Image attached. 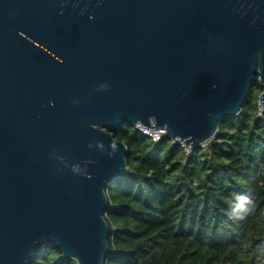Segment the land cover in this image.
I'll return each instance as SVG.
<instances>
[{"label":"water","instance_id":"water-1","mask_svg":"<svg viewBox=\"0 0 264 264\" xmlns=\"http://www.w3.org/2000/svg\"><path fill=\"white\" fill-rule=\"evenodd\" d=\"M255 75L264 0H0V264L47 245L104 264L106 185L127 169L107 129L163 126L199 147Z\"/></svg>","mask_w":264,"mask_h":264},{"label":"trees","instance_id":"trees-1","mask_svg":"<svg viewBox=\"0 0 264 264\" xmlns=\"http://www.w3.org/2000/svg\"><path fill=\"white\" fill-rule=\"evenodd\" d=\"M257 76L240 113L186 156L167 137L153 142L123 122L107 129L127 147L125 174L106 185L104 264H264V110ZM238 194L252 198L242 220L229 218ZM29 264H73L54 245Z\"/></svg>","mask_w":264,"mask_h":264},{"label":"clouds","instance_id":"clouds-1","mask_svg":"<svg viewBox=\"0 0 264 264\" xmlns=\"http://www.w3.org/2000/svg\"><path fill=\"white\" fill-rule=\"evenodd\" d=\"M258 55H260V53H258ZM101 88L106 89L107 85H101ZM149 119L155 120V117H150ZM89 147H92V145L89 144ZM97 147L100 148L101 150H103L104 145L102 142H98ZM109 147L111 148V152L109 153L110 156L112 154H114L116 151H118V144L114 141L110 142ZM56 159L63 162L65 167H68V163H67V161L64 160L63 157L57 156ZM85 163H92V162L86 161ZM71 171L74 174H80V172H81L80 165H78V164L72 165ZM84 175L87 176L88 174L85 173ZM252 206H253V201H252L251 197H249L248 195H244V194H238L235 197V199L232 201V203L230 204V209L228 212L229 218H231L233 220L244 219L246 214L249 213L250 211H252ZM71 259L73 261V264H80V260L77 257L73 256Z\"/></svg>","mask_w":264,"mask_h":264},{"label":"built area","instance_id":"built-area-1","mask_svg":"<svg viewBox=\"0 0 264 264\" xmlns=\"http://www.w3.org/2000/svg\"><path fill=\"white\" fill-rule=\"evenodd\" d=\"M260 85L263 87V90H264V84L260 83ZM260 94H259V97H260ZM259 97L257 101V112H256L257 116H260L264 110V105L261 104ZM134 127L142 135L149 137L155 143L159 142L163 137H166V129L163 126L161 127L156 126V127L150 128V127L141 125L139 123H136ZM169 140L171 141L172 144H179L184 149L186 156H189L191 154L192 147L189 145H185L182 140L180 139H169ZM206 142H204L205 144L204 143L200 144L199 147H202L203 149H205Z\"/></svg>","mask_w":264,"mask_h":264},{"label":"rangeland","instance_id":"rangeland-1","mask_svg":"<svg viewBox=\"0 0 264 264\" xmlns=\"http://www.w3.org/2000/svg\"><path fill=\"white\" fill-rule=\"evenodd\" d=\"M213 138V137H212ZM212 138H210L209 140H207V141H210ZM205 144V143H204Z\"/></svg>","mask_w":264,"mask_h":264}]
</instances>
